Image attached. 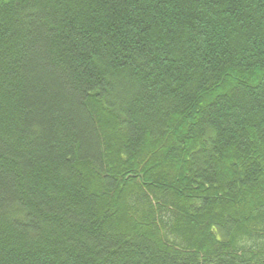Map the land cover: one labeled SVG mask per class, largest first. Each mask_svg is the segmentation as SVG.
<instances>
[{
    "label": "trees",
    "instance_id": "1",
    "mask_svg": "<svg viewBox=\"0 0 264 264\" xmlns=\"http://www.w3.org/2000/svg\"><path fill=\"white\" fill-rule=\"evenodd\" d=\"M0 264H264V0H0Z\"/></svg>",
    "mask_w": 264,
    "mask_h": 264
}]
</instances>
